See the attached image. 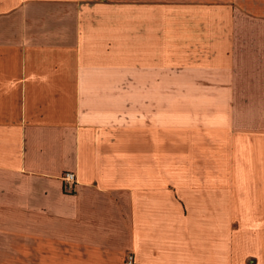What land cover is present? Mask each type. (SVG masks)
Returning a JSON list of instances; mask_svg holds the SVG:
<instances>
[{"label": "crops", "instance_id": "obj_1", "mask_svg": "<svg viewBox=\"0 0 264 264\" xmlns=\"http://www.w3.org/2000/svg\"><path fill=\"white\" fill-rule=\"evenodd\" d=\"M127 255L264 264V0H0V264Z\"/></svg>", "mask_w": 264, "mask_h": 264}, {"label": "built area", "instance_id": "obj_2", "mask_svg": "<svg viewBox=\"0 0 264 264\" xmlns=\"http://www.w3.org/2000/svg\"><path fill=\"white\" fill-rule=\"evenodd\" d=\"M63 190L70 193L74 186V175L72 173H64L61 177ZM124 264H133L131 255H127Z\"/></svg>", "mask_w": 264, "mask_h": 264}, {"label": "rangeland", "instance_id": "obj_3", "mask_svg": "<svg viewBox=\"0 0 264 264\" xmlns=\"http://www.w3.org/2000/svg\"><path fill=\"white\" fill-rule=\"evenodd\" d=\"M174 95L176 94L177 96L180 95L181 89L180 88H173ZM179 107V105L174 104V108Z\"/></svg>", "mask_w": 264, "mask_h": 264}]
</instances>
